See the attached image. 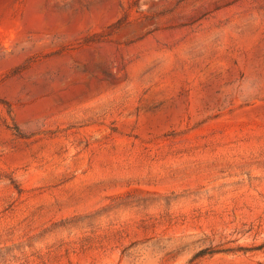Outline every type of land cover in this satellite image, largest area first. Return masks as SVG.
<instances>
[{"label": "rangeland", "instance_id": "rangeland-1", "mask_svg": "<svg viewBox=\"0 0 264 264\" xmlns=\"http://www.w3.org/2000/svg\"><path fill=\"white\" fill-rule=\"evenodd\" d=\"M0 264H264V0H0Z\"/></svg>", "mask_w": 264, "mask_h": 264}, {"label": "trees", "instance_id": "trees-1", "mask_svg": "<svg viewBox=\"0 0 264 264\" xmlns=\"http://www.w3.org/2000/svg\"><path fill=\"white\" fill-rule=\"evenodd\" d=\"M199 254H200V253H199ZM199 254H197L195 257L201 256V255H199Z\"/></svg>", "mask_w": 264, "mask_h": 264}]
</instances>
